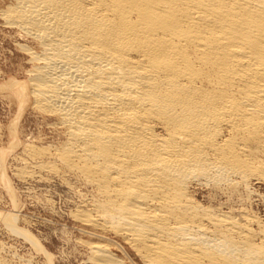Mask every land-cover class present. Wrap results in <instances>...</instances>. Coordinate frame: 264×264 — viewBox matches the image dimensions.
I'll list each match as a JSON object with an SVG mask.
<instances>
[{
    "label": "bare ground",
    "instance_id": "1",
    "mask_svg": "<svg viewBox=\"0 0 264 264\" xmlns=\"http://www.w3.org/2000/svg\"><path fill=\"white\" fill-rule=\"evenodd\" d=\"M0 18L36 44L21 45L29 82L6 87L54 116L67 137L50 154L95 189L80 220L145 264H264V219L195 197L264 181V0H10ZM88 246L94 264H126Z\"/></svg>",
    "mask_w": 264,
    "mask_h": 264
},
{
    "label": "rangeland",
    "instance_id": "2",
    "mask_svg": "<svg viewBox=\"0 0 264 264\" xmlns=\"http://www.w3.org/2000/svg\"><path fill=\"white\" fill-rule=\"evenodd\" d=\"M9 1L0 0V6H7ZM29 39L0 18V264H94L88 246L91 241L109 243L126 264H145L121 235L80 220L78 211L91 210L96 193L92 185L50 154L64 145L66 131L55 125L54 116L32 106L28 90L24 91L28 102L22 111L18 86L6 87L13 79L29 82L32 62L21 47L36 45ZM30 144L50 147L51 151L34 156L27 149ZM263 195L264 181L256 179L251 180L250 188L241 186L235 198L217 195L204 185L195 190V197L204 205L212 204L223 211L242 207L262 219ZM7 214H12L17 227L27 230L41 246L11 230L5 223Z\"/></svg>",
    "mask_w": 264,
    "mask_h": 264
}]
</instances>
